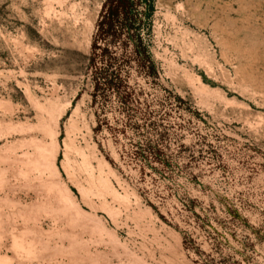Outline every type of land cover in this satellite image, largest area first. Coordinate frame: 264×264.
<instances>
[{
    "label": "rangeland",
    "instance_id": "obj_1",
    "mask_svg": "<svg viewBox=\"0 0 264 264\" xmlns=\"http://www.w3.org/2000/svg\"><path fill=\"white\" fill-rule=\"evenodd\" d=\"M133 1L0 0V264H264V0Z\"/></svg>",
    "mask_w": 264,
    "mask_h": 264
},
{
    "label": "trees",
    "instance_id": "obj_2",
    "mask_svg": "<svg viewBox=\"0 0 264 264\" xmlns=\"http://www.w3.org/2000/svg\"><path fill=\"white\" fill-rule=\"evenodd\" d=\"M133 0H103L97 30L93 37L90 61L95 64L101 61L103 65L96 70L95 86L98 90L116 89L120 84V77L116 72L118 59L110 49V43L119 40L121 27H132L135 23L133 14ZM153 6V0H148ZM137 55L145 58L142 42L137 38Z\"/></svg>",
    "mask_w": 264,
    "mask_h": 264
}]
</instances>
